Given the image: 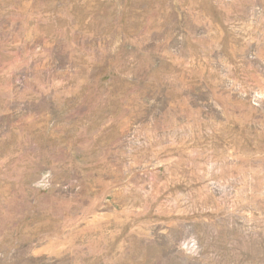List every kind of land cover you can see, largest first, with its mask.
<instances>
[{
	"label": "rangeland",
	"instance_id": "374dc122",
	"mask_svg": "<svg viewBox=\"0 0 264 264\" xmlns=\"http://www.w3.org/2000/svg\"><path fill=\"white\" fill-rule=\"evenodd\" d=\"M0 264H264V0H0Z\"/></svg>",
	"mask_w": 264,
	"mask_h": 264
}]
</instances>
